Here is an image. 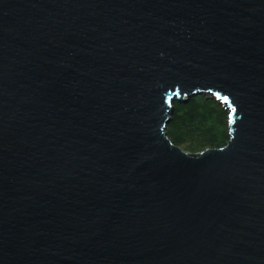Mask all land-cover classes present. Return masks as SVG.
<instances>
[{"label":"water","instance_id":"water-1","mask_svg":"<svg viewBox=\"0 0 264 264\" xmlns=\"http://www.w3.org/2000/svg\"><path fill=\"white\" fill-rule=\"evenodd\" d=\"M0 264H264V0H0Z\"/></svg>","mask_w":264,"mask_h":264},{"label":"trees","instance_id":"trees-1","mask_svg":"<svg viewBox=\"0 0 264 264\" xmlns=\"http://www.w3.org/2000/svg\"><path fill=\"white\" fill-rule=\"evenodd\" d=\"M174 107L167 135L177 147L196 154L227 145L229 111L217 99L202 95L189 104L175 102Z\"/></svg>","mask_w":264,"mask_h":264}]
</instances>
